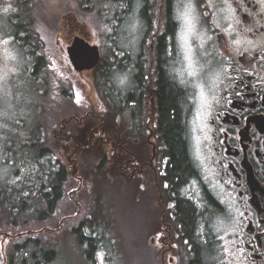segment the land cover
Returning a JSON list of instances; mask_svg holds the SVG:
<instances>
[{
  "label": "rangeland",
  "instance_id": "1",
  "mask_svg": "<svg viewBox=\"0 0 264 264\" xmlns=\"http://www.w3.org/2000/svg\"><path fill=\"white\" fill-rule=\"evenodd\" d=\"M113 2L0 0V181L13 193V201L24 199L43 211L36 191L40 183L50 186L36 161L43 162L47 171L49 165L57 171L61 164L66 179L59 185L61 196L53 213L43 220L32 209L18 210L17 204L4 216L0 209V232L8 234L5 240L0 236V264H36L38 260H32L24 248L28 240L54 250L50 264L150 263L151 236L163 218L155 206L162 161L154 162L159 177L155 171L134 176L127 170L116 171L118 143L124 139L137 142L128 140L125 150L147 163L153 147L159 158L162 150L147 91L150 34L137 11L119 21L121 7ZM77 28L86 42L99 48L100 69L76 72L72 67L67 47L74 38L70 42L68 36ZM207 41L192 10H179V24L168 40L164 61L172 80L185 92V137L194 158L196 133L212 84ZM151 130L154 134L148 138ZM33 142L46 150L45 156H36ZM67 154L70 164L64 163ZM132 155L124 151L122 157L131 160ZM200 186L199 179L188 180L179 195L202 213ZM93 219L99 224L91 236L103 244L96 245L91 261L87 248L77 243L74 229ZM223 228L210 215L197 224L204 264H216Z\"/></svg>",
  "mask_w": 264,
  "mask_h": 264
},
{
  "label": "flooded vegetation",
  "instance_id": "2",
  "mask_svg": "<svg viewBox=\"0 0 264 264\" xmlns=\"http://www.w3.org/2000/svg\"><path fill=\"white\" fill-rule=\"evenodd\" d=\"M113 3L121 7L119 21H125L129 12L137 11L139 22L150 34L147 91L151 108H154L159 76L175 84L177 100L184 105L185 92L172 80L164 61L169 53L168 40L179 24V10H192L208 40L205 54L211 63L212 84L196 133V158L186 139L196 168L192 179L201 181L202 213L194 209L188 223L184 220V210L177 214L176 202L166 197L167 187L162 180L167 159L161 155L159 158L157 149L147 163L125 150L128 140H134L127 138L118 143L120 161L116 171L127 170L131 176L146 175L149 171L156 172V160L162 161L161 177L156 172L159 177L156 184L159 182L161 189L155 206L160 208L163 218L151 236L149 264H204L196 230L200 219L208 215L224 225L218 235L216 264H264V0H115ZM67 27L71 24L65 26L69 32ZM81 33V28L75 29L68 36L70 42L84 34ZM124 151L132 155L131 160L122 157ZM71 162L70 157L66 164ZM0 209L4 216V205ZM7 235L0 232L4 240Z\"/></svg>",
  "mask_w": 264,
  "mask_h": 264
},
{
  "label": "trees",
  "instance_id": "3",
  "mask_svg": "<svg viewBox=\"0 0 264 264\" xmlns=\"http://www.w3.org/2000/svg\"><path fill=\"white\" fill-rule=\"evenodd\" d=\"M101 63V62H100ZM38 67L36 66L37 71ZM100 69V64L94 69ZM137 83L140 85V75L137 77ZM175 84L167 80L163 76H159L157 83H155V100L154 108L156 114V135L158 137V142L161 145L160 155L163 158L167 159V164L165 167V175L162 177L167 190L165 191L166 197L169 200L176 202L177 214L182 210L186 213L184 215V220L187 223L190 221L191 214L194 212V207L188 201H185L180 198L179 190L184 186L188 180H190L196 174V168L193 162L190 159L188 142L185 138V122H184V112L182 109L181 101L177 100L175 90ZM137 100H135L136 102ZM139 102V101H138ZM127 105H125L126 107ZM139 106V105H137ZM107 129L106 132H110ZM60 131L59 134H61ZM32 149L36 150V156L40 157L45 156L46 150L40 149L32 143ZM67 159L70 158V154L65 156ZM64 163L67 160L64 159ZM37 168L43 174V176L49 180V188H46L41 183L39 184L38 196L43 202L45 209L39 211L38 208L31 206L30 202L25 201L24 199H18L17 202L13 201V193L7 187V184L0 181V205H4L5 212L8 213V209H15V204L18 206V210H30L36 213V216L39 219H44L47 215L53 213L56 201L59 200L61 196V188L59 185L63 186L65 179V168L58 164L57 171L50 170L47 171L43 162L37 160ZM51 171V173H50ZM37 180H42L41 178ZM102 221V220H101ZM103 222V221H102ZM98 225L97 220H92L87 225L79 224L77 228L74 229V235L76 241L79 245L85 246L86 256L89 260L92 261L93 254L98 247L96 245L103 244V240L95 239L94 228ZM92 230V233H88L87 230ZM27 255L31 257L32 260L36 259L38 262L36 264H50L53 262L54 253L53 249L50 247L39 246L38 241L28 240L24 246ZM16 249L21 250V248L16 247ZM13 264V263H11Z\"/></svg>",
  "mask_w": 264,
  "mask_h": 264
},
{
  "label": "water",
  "instance_id": "4",
  "mask_svg": "<svg viewBox=\"0 0 264 264\" xmlns=\"http://www.w3.org/2000/svg\"><path fill=\"white\" fill-rule=\"evenodd\" d=\"M81 36L83 38L74 37L72 43L67 47L68 59L76 72L91 71L100 64L102 57L99 48L86 42L85 34ZM153 134L151 130L148 138ZM154 150L155 147H153V153Z\"/></svg>",
  "mask_w": 264,
  "mask_h": 264
},
{
  "label": "snow or ice",
  "instance_id": "5",
  "mask_svg": "<svg viewBox=\"0 0 264 264\" xmlns=\"http://www.w3.org/2000/svg\"><path fill=\"white\" fill-rule=\"evenodd\" d=\"M5 11H8V9L6 8ZM4 43H8V41H4ZM225 251H227V249H225Z\"/></svg>",
  "mask_w": 264,
  "mask_h": 264
}]
</instances>
